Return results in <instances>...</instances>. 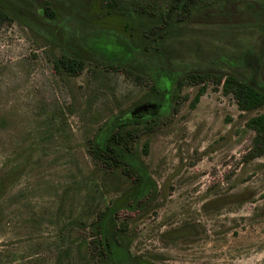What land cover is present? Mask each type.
<instances>
[{"label": "rangeland", "instance_id": "rangeland-1", "mask_svg": "<svg viewBox=\"0 0 264 264\" xmlns=\"http://www.w3.org/2000/svg\"><path fill=\"white\" fill-rule=\"evenodd\" d=\"M63 1L74 9L86 2ZM42 17L0 25V264H54L71 218H85L88 206L101 207L114 186L126 185L92 166L84 142L110 113L132 111L147 89L101 66L117 49L110 29L93 36L75 20L44 26ZM45 27L54 43L44 40ZM59 28L98 52L90 71L53 68ZM176 28L162 48L173 71L232 72L264 87V0H211ZM196 88L183 86L176 109L156 114L158 127L137 140V148L147 141L140 158L156 190L125 217L129 249L155 264H264V158H246L243 125L264 104L241 111L208 82L190 106ZM168 230L185 233L161 235Z\"/></svg>", "mask_w": 264, "mask_h": 264}, {"label": "trees", "instance_id": "trees-1", "mask_svg": "<svg viewBox=\"0 0 264 264\" xmlns=\"http://www.w3.org/2000/svg\"><path fill=\"white\" fill-rule=\"evenodd\" d=\"M16 1L18 6L13 0H0V25L15 18L28 25L38 14L44 16V26L49 21L60 25L64 21L75 20L82 28L81 32L86 34L88 29L93 36L106 34V29H110L117 49L108 55L99 52L109 58L101 66L128 74L137 83L147 86L133 108L137 110L135 114L133 110L110 113L85 139V152L92 166L104 175L114 176L117 184L125 181L126 185L123 188L114 186V196L101 207L88 206L85 218H71L67 228L73 233H67V243L58 247L54 264H155L129 249L131 236L125 217L145 206L156 190V184L140 158V152L145 154L147 151V141L144 139L137 148V140L158 127L161 120L156 114L176 109L179 90L185 85H197L189 100L190 106L210 82L213 89L219 85L222 94L230 95L241 111H251L264 104V87L253 78L232 72L173 71L162 48L166 47V41L177 35L178 25L185 23L203 3L211 0H86L76 9L73 4L65 6L63 0H43L40 5L36 0ZM58 6L64 8L66 16L61 15ZM30 7L33 8L31 19L27 17ZM59 29L62 33L53 68L72 76L83 69L90 71L96 65L94 62L89 68L91 56L98 52L76 43L75 36H69L68 30L66 35L64 28ZM44 31L49 34L44 40L54 43L50 28L45 27ZM140 55L151 56L156 61L153 64L141 63L137 61ZM148 69L150 72H146ZM142 106L149 108L142 110ZM243 125L250 130L246 158H264V112L248 116ZM182 233L185 232L174 234L173 230H168L161 235L174 238Z\"/></svg>", "mask_w": 264, "mask_h": 264}]
</instances>
